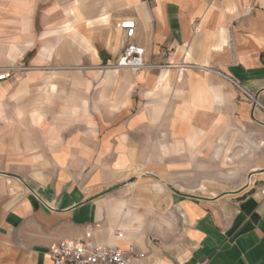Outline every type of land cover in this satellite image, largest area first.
<instances>
[{
  "label": "crops",
  "instance_id": "1",
  "mask_svg": "<svg viewBox=\"0 0 264 264\" xmlns=\"http://www.w3.org/2000/svg\"><path fill=\"white\" fill-rule=\"evenodd\" d=\"M92 8L80 22L93 59L76 64V80L60 73L41 92L35 73L0 81V264H53L49 246L67 238L145 254L129 264H264V181L191 191L214 150L228 159L246 127L264 124V0ZM125 18L156 66H106L128 41ZM75 117L86 125L70 134ZM58 118L54 139L43 121ZM242 158L226 162L236 173L225 180L242 179Z\"/></svg>",
  "mask_w": 264,
  "mask_h": 264
},
{
  "label": "rangeland",
  "instance_id": "2",
  "mask_svg": "<svg viewBox=\"0 0 264 264\" xmlns=\"http://www.w3.org/2000/svg\"><path fill=\"white\" fill-rule=\"evenodd\" d=\"M99 2L100 0H0V65H15L20 71L17 77L35 73L39 92L45 89L47 78H54L60 73L76 80V64L82 57L85 66L86 62L93 59L89 38L81 28L84 22L80 20L83 16L89 17L92 7ZM62 66L64 67L61 68ZM81 100L82 98L79 101ZM49 120L53 123L48 135L55 139L58 131L55 126L60 125V120L44 119L43 123L49 126ZM36 121L39 123L41 118ZM256 121L254 131L252 127H246L243 136H239L234 149L228 151V159L224 149L214 150L209 170L198 171V174L206 173V176L195 181L194 187H191L194 189L191 190L193 193L220 195L227 191L257 186L264 181V168H258L257 164L264 161V124ZM84 123L80 117L70 118V134L77 128L82 129L86 125ZM238 155L239 159L243 157L242 179L225 180L227 176L236 173V170L227 168L226 162H232ZM202 184L208 188L205 193L199 189ZM177 185L184 190L190 188L183 183Z\"/></svg>",
  "mask_w": 264,
  "mask_h": 264
},
{
  "label": "built area",
  "instance_id": "3",
  "mask_svg": "<svg viewBox=\"0 0 264 264\" xmlns=\"http://www.w3.org/2000/svg\"><path fill=\"white\" fill-rule=\"evenodd\" d=\"M119 27L124 31L128 41L115 63L106 66L117 70L129 68L135 73L156 66L144 60V48L132 41L136 30L135 20L125 18L119 22ZM16 70L15 65L0 66V81L11 78ZM245 92L255 103H259L254 95ZM99 226L98 222L88 223L86 225L87 234L90 235ZM116 234L119 238L124 235L123 232H117ZM47 254L53 264H129L132 258H143L145 256L144 253L137 252L133 246L124 250L116 245L93 242L89 238H67L54 242L49 246Z\"/></svg>",
  "mask_w": 264,
  "mask_h": 264
}]
</instances>
